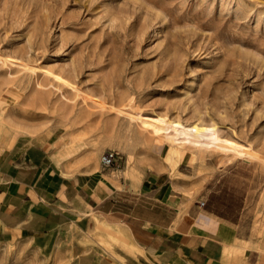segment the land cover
<instances>
[{
  "label": "rangeland",
  "instance_id": "obj_1",
  "mask_svg": "<svg viewBox=\"0 0 264 264\" xmlns=\"http://www.w3.org/2000/svg\"><path fill=\"white\" fill-rule=\"evenodd\" d=\"M139 115L251 157L177 145ZM22 136L84 168L113 150L121 168L237 188V250L264 253V0H0V143ZM0 264L51 261L24 244L0 250Z\"/></svg>",
  "mask_w": 264,
  "mask_h": 264
},
{
  "label": "crops",
  "instance_id": "obj_2",
  "mask_svg": "<svg viewBox=\"0 0 264 264\" xmlns=\"http://www.w3.org/2000/svg\"><path fill=\"white\" fill-rule=\"evenodd\" d=\"M118 163L84 168L44 137L0 143V250L27 244L51 264H264L237 250L240 190Z\"/></svg>",
  "mask_w": 264,
  "mask_h": 264
},
{
  "label": "bare ground",
  "instance_id": "obj_3",
  "mask_svg": "<svg viewBox=\"0 0 264 264\" xmlns=\"http://www.w3.org/2000/svg\"><path fill=\"white\" fill-rule=\"evenodd\" d=\"M56 78L65 83L68 82L61 77H56ZM67 86H69V84H67ZM138 118L142 121V124L151 131L152 135H156L158 137H165L168 141L170 140L172 143H175L177 145H188L192 148H198L201 150L221 149L225 152L232 153L236 157L237 156L240 158H246L248 156L251 157V154L248 153L249 151L246 152V150H248L249 148L248 149L245 148L246 150H244V148L240 146L241 144L238 145L233 141H229L223 139L222 137L212 135L204 130H201L196 125L185 126L178 121H172V120L170 121L162 117L156 119H150L139 115Z\"/></svg>",
  "mask_w": 264,
  "mask_h": 264
},
{
  "label": "built area",
  "instance_id": "obj_4",
  "mask_svg": "<svg viewBox=\"0 0 264 264\" xmlns=\"http://www.w3.org/2000/svg\"><path fill=\"white\" fill-rule=\"evenodd\" d=\"M119 153L113 150L104 152L100 157V163L104 168L115 167L118 161ZM204 206V203H201Z\"/></svg>",
  "mask_w": 264,
  "mask_h": 264
}]
</instances>
